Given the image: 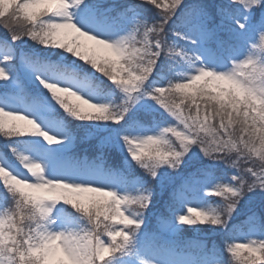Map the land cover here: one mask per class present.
I'll use <instances>...</instances> for the list:
<instances>
[{"label":"snow or ice","instance_id":"snow-or-ice-1","mask_svg":"<svg viewBox=\"0 0 264 264\" xmlns=\"http://www.w3.org/2000/svg\"><path fill=\"white\" fill-rule=\"evenodd\" d=\"M0 5H6L0 7V24L8 33L0 40V169L7 174L0 175V264H28L29 249L57 235L61 248L51 250L43 264H137L138 259L145 264L139 249L156 235L145 227L150 186L129 195L118 190L115 179L93 171L48 174L54 146H67L68 126L77 122L118 126L110 142L127 153L130 168L143 169L152 180L161 170L178 172L193 146L235 170L229 183L207 187L204 170L183 179L172 190L167 215L157 217L162 231L202 225L201 213L209 211L192 203L201 191L220 198L226 222L214 227L228 230L232 204L264 190V164L247 151H234L247 137L241 130L237 142L233 118L246 129H259V120L250 109L245 115L243 106L234 107L226 92L233 62L264 32V22H252L264 12V0H139L122 10L101 0H0ZM28 40L59 49L67 59L47 64L23 49ZM163 72L167 79L160 83ZM109 94L119 95L120 102H106ZM145 97L160 111V121L151 127L129 117ZM8 177L32 195L12 187ZM53 183L79 186L73 190L82 192L77 198L85 203L77 211L87 216L86 227L71 231L77 216L63 207L71 206L44 196ZM22 210H30L36 223L18 225ZM85 233L87 247L71 242ZM237 241L238 233L226 239L210 264H225L223 253ZM243 243L264 248V221L255 214L245 222Z\"/></svg>","mask_w":264,"mask_h":264},{"label":"clouds","instance_id":"clouds-1","mask_svg":"<svg viewBox=\"0 0 264 264\" xmlns=\"http://www.w3.org/2000/svg\"><path fill=\"white\" fill-rule=\"evenodd\" d=\"M0 7H6V5H0ZM208 78L214 79L215 77L209 75ZM220 79L225 78L221 76ZM226 83L228 85L226 89L227 96L233 106H243L245 115L248 114L247 110L250 109L254 117L259 120V129H246L240 118H233V123L236 125V132L233 135L237 137V142H239V133L241 130L245 132L247 137L246 140L242 141L241 147L234 148V151L241 154H243L242 150L247 151L251 157L257 158L260 164H264V32H261L258 39L250 44L243 58L233 62V67L226 78ZM173 99L174 97H169L170 101ZM0 175L6 176L7 174L3 169H0ZM7 179L9 184L18 191L25 193V195H32L28 189L20 185L14 178L8 177ZM78 187V185L53 183L43 190L44 196L56 203L71 206V209L77 216V224L70 229L73 232H77L78 229L86 227L89 223L87 216L83 215L81 211H77L78 209H82L85 203L77 198L82 192L73 190ZM242 198L243 195H241L240 199ZM237 205L238 201L232 204V212H235ZM22 211L23 215L17 221L18 225L24 224L27 226L36 223L30 210ZM226 214V207L223 204H219L211 209L208 215L205 216L204 213H201V224L211 226H216L217 223L224 224L226 222ZM60 240L61 236L57 235L55 239L45 241L37 248L29 249L28 264H32L33 260L38 262V264H43L44 259L51 250H59L61 248V245L58 243ZM89 241L90 237L85 233L79 239L73 238L71 242L81 247H87ZM227 251L229 255L225 264H243V261H249L251 264V261H264V248L252 247L249 243L237 242ZM240 258H243V260ZM23 259L24 257L21 256V260ZM143 259L145 260V264H154V262L146 258ZM69 264H71L70 261ZM137 264H140L139 259L137 260Z\"/></svg>","mask_w":264,"mask_h":264},{"label":"trees","instance_id":"trees-1","mask_svg":"<svg viewBox=\"0 0 264 264\" xmlns=\"http://www.w3.org/2000/svg\"><path fill=\"white\" fill-rule=\"evenodd\" d=\"M105 3H108V5L118 7L117 10H122L124 8H127L128 4H131L132 6L137 4L139 0H132L131 2L128 0V2L125 1H110V0H101ZM116 4V5H115ZM108 7V6H106ZM259 22H264V12L260 13ZM258 22V23H259ZM0 32L7 33L6 29L2 26H0ZM49 51L53 52H59L58 55H61L64 60L67 59V57L60 53L59 49H44V53H48ZM47 64L50 65H56L49 61H44ZM99 75V73H97ZM147 110H141L139 111L138 120L142 122H146L148 124L153 125L156 122L160 121V111L150 110L148 108V105H146ZM133 118L135 119V109H133ZM77 123H74L72 125L68 126V132L73 135L76 134V127ZM104 156V158H103ZM102 157H98L99 163L106 169V171L112 173L114 170H118L120 172L124 171V177L126 179L125 189L128 192L129 195H137L140 192H142L145 188L151 187L152 192V204L151 207H156L159 205V200L157 199V195H161L163 191L159 187H156L151 181L147 178L145 172L143 169L139 167H121L116 164L115 155L113 153H110L108 151H105L103 153ZM232 159H235V154L232 155ZM225 164L223 161H214L211 159L206 158L203 153L200 151L199 147L193 146L192 150L188 153V155L185 157V163L181 166L180 170L176 172L175 177L180 176L186 169H189V171H185L186 173L191 172L192 174L198 173L200 170H204L209 177V180L205 182V187H207L210 183L214 184L217 182H223V183H229L225 181L224 175L231 177L233 173L235 172L234 169H231L227 165V169L223 170L220 165ZM229 169V170H228ZM174 177V178H175ZM171 178V177H170ZM173 181L176 180V178ZM253 192H249L246 196H244L240 203L238 204L236 211L232 215V219L229 221V229L222 231L221 228H216L211 225L202 224L197 226H188L185 225L180 232L184 233L185 236H198L202 237L205 235L208 237L209 235H213L215 233H221L224 238H227L229 236V233H234L235 227L237 224H241V226L244 228L245 222L248 220L249 216L255 214L257 216V211L259 210L261 200L264 199V191H258L257 194H252ZM207 211H210L211 209L215 208L220 203L219 197H210V199L207 201ZM264 204V203H263ZM259 206L257 209L254 207ZM264 209V205H263ZM261 210V209H260ZM263 213L264 210H261ZM70 214L74 215L76 214L71 208H70ZM150 214V213H149ZM242 215H245V219L240 220V217ZM239 222V223H237ZM149 233H156L153 230ZM157 234L155 236H150L148 239H156ZM160 241V240H159ZM165 242H168V239L163 240ZM224 240H221V242ZM192 240L187 239L185 240L184 244L191 246Z\"/></svg>","mask_w":264,"mask_h":264},{"label":"rangeland","instance_id":"rangeland-1","mask_svg":"<svg viewBox=\"0 0 264 264\" xmlns=\"http://www.w3.org/2000/svg\"><path fill=\"white\" fill-rule=\"evenodd\" d=\"M167 74H161V78H166ZM67 141V140H66ZM43 146L45 145L43 141H41ZM55 153H53V161L50 165H48V168L51 172V175H53L57 171H63L67 173H72L71 169L68 166V163H63L61 165L57 164V159ZM93 172H96L100 174L101 176L107 177L106 174L101 173L99 170H94ZM113 178V177H108ZM114 179V178H113ZM119 185L118 190L125 194L124 190H122L121 185L119 184L118 179H115ZM193 206H198L201 208V200L199 198H195L193 201ZM76 217V216H72ZM81 223H83L81 221ZM174 228V227H172ZM240 235L241 241L237 242H243V238L241 237L243 235V232H238ZM255 238V237H253ZM139 254L142 255L144 258L154 262V264H210V261L215 259V256H209L207 259L201 260L199 257V252L189 251L186 253H181L175 250H171L169 248L164 247H155V246H149L144 245L141 246L139 249Z\"/></svg>","mask_w":264,"mask_h":264}]
</instances>
